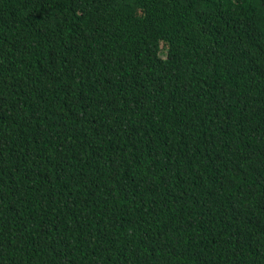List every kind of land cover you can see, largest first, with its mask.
Listing matches in <instances>:
<instances>
[{
	"label": "trees",
	"instance_id": "1",
	"mask_svg": "<svg viewBox=\"0 0 264 264\" xmlns=\"http://www.w3.org/2000/svg\"><path fill=\"white\" fill-rule=\"evenodd\" d=\"M0 264H264V0H0Z\"/></svg>",
	"mask_w": 264,
	"mask_h": 264
}]
</instances>
